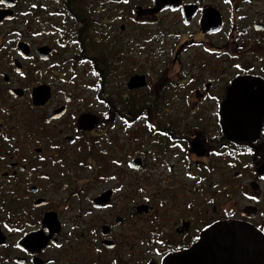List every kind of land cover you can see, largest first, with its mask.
Wrapping results in <instances>:
<instances>
[{
  "label": "flooded vegetation",
  "instance_id": "flooded-vegetation-1",
  "mask_svg": "<svg viewBox=\"0 0 264 264\" xmlns=\"http://www.w3.org/2000/svg\"><path fill=\"white\" fill-rule=\"evenodd\" d=\"M262 109L226 135L224 110ZM256 254L264 0L0 3V264Z\"/></svg>",
  "mask_w": 264,
  "mask_h": 264
},
{
  "label": "water",
  "instance_id": "water-1",
  "mask_svg": "<svg viewBox=\"0 0 264 264\" xmlns=\"http://www.w3.org/2000/svg\"><path fill=\"white\" fill-rule=\"evenodd\" d=\"M247 77H237L233 79L231 82V86L229 91L236 88V85L241 81H247ZM230 94V92L228 93ZM263 115V109L261 111H251V112H244V113H237L232 111H223V129L229 137H237L239 135H246L249 132H254L260 126V122ZM214 233H220L222 230L214 229ZM231 230H228V235L230 234ZM198 246V245H197ZM196 246V248H197ZM257 258L262 259L260 261L261 264H264V260L261 254L255 255Z\"/></svg>",
  "mask_w": 264,
  "mask_h": 264
},
{
  "label": "snow or ice",
  "instance_id": "snow-or-ice-1",
  "mask_svg": "<svg viewBox=\"0 0 264 264\" xmlns=\"http://www.w3.org/2000/svg\"><path fill=\"white\" fill-rule=\"evenodd\" d=\"M3 2V0H0V3H2Z\"/></svg>",
  "mask_w": 264,
  "mask_h": 264
}]
</instances>
